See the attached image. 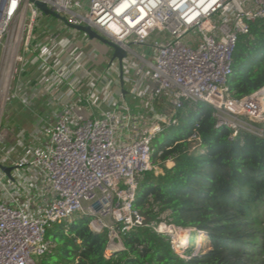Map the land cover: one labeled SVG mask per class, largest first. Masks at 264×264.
Here are the masks:
<instances>
[{
    "label": "built area",
    "instance_id": "1",
    "mask_svg": "<svg viewBox=\"0 0 264 264\" xmlns=\"http://www.w3.org/2000/svg\"><path fill=\"white\" fill-rule=\"evenodd\" d=\"M40 1L69 23L90 25L120 44L128 52L124 68L129 54L136 55L140 65L133 69L131 93L144 110L133 114L121 95L109 106L116 100L120 104L100 110V116L76 114L79 106H99L92 88L79 93L77 71L85 67L81 50H71L54 34L41 50L40 43L34 45L38 39L34 30L45 14L31 0H0L4 99L11 100L12 82L27 55L38 56L50 71L47 87L65 81L69 86L65 96L72 98L52 123L46 150L16 163L40 174L50 189L53 198L44 215H30L0 194V264H36L34 257L49 250L47 227L76 214L91 217L89 227L95 233L106 231L111 249L122 245L123 231L146 226L135 200L145 173L160 170L152 161V142L166 129L179 126L187 103L212 107L217 127L232 129V137L240 130L264 133V87L240 98L231 97L229 89L239 38L250 32L252 22L264 18V0ZM132 44L151 47V57L136 52ZM84 72L89 86L104 81L100 73L95 76L88 68ZM161 100L166 106L162 114L157 110ZM149 112L152 119L146 117ZM138 116L142 125L134 131ZM198 126L189 138L191 152L203 151ZM4 178L0 175V187H6ZM153 228L170 235L178 251L176 234L181 227L160 222Z\"/></svg>",
    "mask_w": 264,
    "mask_h": 264
},
{
    "label": "trees",
    "instance_id": "2",
    "mask_svg": "<svg viewBox=\"0 0 264 264\" xmlns=\"http://www.w3.org/2000/svg\"><path fill=\"white\" fill-rule=\"evenodd\" d=\"M233 68L231 97L264 87V18L240 36ZM216 122L209 105L187 103L179 126L163 132L161 146L153 143L160 170L145 173L135 200L147 225L123 231L120 247L111 249L108 233H95L91 217L76 214L47 227L49 250L36 264H264V133L232 137ZM196 124L203 151L191 152ZM162 220L208 232L203 250L180 255L171 236L153 228Z\"/></svg>",
    "mask_w": 264,
    "mask_h": 264
},
{
    "label": "crops",
    "instance_id": "3",
    "mask_svg": "<svg viewBox=\"0 0 264 264\" xmlns=\"http://www.w3.org/2000/svg\"><path fill=\"white\" fill-rule=\"evenodd\" d=\"M86 36L84 34L82 38L77 39L79 42L59 38L60 42L68 45L71 50H81L80 55L85 59L84 68H88L93 74L96 73L95 76L100 73L104 78L103 82L89 86L90 77L85 74L84 68L77 71L81 80L79 93H89V89L92 88L99 106L92 108L86 105L79 106L76 114L85 117L100 116V110L109 111L118 106L120 103L117 100L114 101L115 105L109 106V103L121 95L132 113L140 114L144 110L140 105V99L131 93V83L135 78L133 69L140 65V61L138 59L136 63L131 59L125 61L124 84H122L120 63L117 59L112 61L111 49L98 40ZM47 41L46 37L39 40L41 50ZM143 47V52L146 53L148 48ZM128 65H132V68L126 71ZM50 78H52L50 71L42 67L39 57L27 55L24 68L15 79L17 85L11 92L13 94L11 103L0 121V162L13 167L12 177L0 169V175L5 177L6 184V187H0V194L7 203L23 208L33 216L44 215L53 195L40 174L34 170L21 169L16 163L46 150L52 123L64 105L72 99L65 96L69 89L67 82L60 81L47 87ZM162 102L165 101L161 100L157 104V110L161 114L166 111V106ZM146 117L152 119L151 113H147ZM138 118L139 116L133 124L134 128H137L134 131L139 130L142 125V120ZM16 197L18 201L13 202Z\"/></svg>",
    "mask_w": 264,
    "mask_h": 264
},
{
    "label": "rangeland",
    "instance_id": "4",
    "mask_svg": "<svg viewBox=\"0 0 264 264\" xmlns=\"http://www.w3.org/2000/svg\"><path fill=\"white\" fill-rule=\"evenodd\" d=\"M65 17V16H64ZM34 33L36 35V37H38V39L34 42V45H39V40H41V38H45L49 39L50 35H57L60 39H65V40H74L75 42H79L77 41V39L79 40V38H82L84 36L83 32L77 31L73 28H70L63 20L59 19V18H55L53 16L50 15H44L43 17L38 18ZM53 35V36H54ZM75 35V37H74ZM147 47V46H146ZM132 48L140 53L143 56H147L148 58L151 57L153 49L151 47H147V51L146 53L143 52V46L140 47L138 45L132 44ZM21 54H24V51H21ZM2 51L0 53V121L2 119L3 114L5 115L6 110L8 108V105L11 103L10 100L7 101L6 96L3 97L2 95V85H1V77L3 74V68H4V60L2 59ZM131 59L132 62L136 63V60L138 59L136 57L135 54H129V58ZM139 60V59H138ZM17 85V80H13L12 82V88H11V92L14 91L15 86ZM166 133H160L152 142L156 145V146H161L165 140H166ZM161 222H165L166 221H161ZM182 229L188 230V241L186 242L185 240L180 239L179 240V245L180 248L178 249V253L182 256L185 257H189L192 256L193 254L198 253L199 251L203 250V248L205 247L206 243H207V239H208V232H206L205 230L202 229H195V228H191V229H186L185 227L180 226ZM187 233V232H186ZM112 246L115 245V243L111 244ZM36 260V263H39L40 257L39 256H35L34 257Z\"/></svg>",
    "mask_w": 264,
    "mask_h": 264
},
{
    "label": "water",
    "instance_id": "5",
    "mask_svg": "<svg viewBox=\"0 0 264 264\" xmlns=\"http://www.w3.org/2000/svg\"><path fill=\"white\" fill-rule=\"evenodd\" d=\"M31 2H33L45 15H50L55 18H59L63 20L70 28L83 32L90 39L98 40L99 42L108 46L112 51V61L117 59L120 63L121 80H122V84H124V59L128 56V52L120 44L106 38L90 25H74L69 23L66 17L53 11L52 9L49 8V6L46 3L40 0H31ZM0 169L3 170L9 177H12L11 171L13 170V167H9L0 162Z\"/></svg>",
    "mask_w": 264,
    "mask_h": 264
},
{
    "label": "bare ground",
    "instance_id": "6",
    "mask_svg": "<svg viewBox=\"0 0 264 264\" xmlns=\"http://www.w3.org/2000/svg\"><path fill=\"white\" fill-rule=\"evenodd\" d=\"M4 95H5V93H4ZM188 234H189L188 230L180 229L179 231H177L176 237L178 239H182V240H185L187 242L188 241V237H189Z\"/></svg>",
    "mask_w": 264,
    "mask_h": 264
}]
</instances>
